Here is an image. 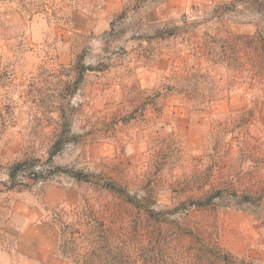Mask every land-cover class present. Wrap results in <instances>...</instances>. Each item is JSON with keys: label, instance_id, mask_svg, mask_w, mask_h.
Here are the masks:
<instances>
[{"label": "rangeland", "instance_id": "obj_1", "mask_svg": "<svg viewBox=\"0 0 264 264\" xmlns=\"http://www.w3.org/2000/svg\"><path fill=\"white\" fill-rule=\"evenodd\" d=\"M217 3L0 0V250L18 264H40L36 258L57 250L53 210L74 207L87 193L58 168L108 172L132 186L154 180L157 210L228 183L242 197L246 188L261 193L264 84L198 57L183 35L172 36L185 17L197 39L207 30L217 38L256 31L259 16L201 25ZM198 69L208 77L199 87H217L218 100L203 105L172 91L175 77ZM65 125L71 132L51 160ZM28 159H40L48 179L20 173L24 185L9 189L10 168ZM182 187L179 197L173 190ZM233 194L225 189L214 200L210 219L227 251L264 264V196Z\"/></svg>", "mask_w": 264, "mask_h": 264}, {"label": "trees", "instance_id": "obj_2", "mask_svg": "<svg viewBox=\"0 0 264 264\" xmlns=\"http://www.w3.org/2000/svg\"><path fill=\"white\" fill-rule=\"evenodd\" d=\"M215 1L218 3L210 13H204L201 25L259 16L256 31L228 32L217 38L207 30L197 39L187 31L190 24L185 17L183 25L175 27L172 36L183 35L198 57L226 65L240 78L264 84V0ZM207 78L201 69L185 71L184 75L173 79L172 91L184 95L190 102L212 103L219 99L221 91L217 87L200 88L199 83L207 82ZM183 81L189 85L179 89ZM64 127L68 134L53 143L51 160L63 150L71 132L67 125ZM41 162L40 159H28L14 164L10 168L9 189L24 185L17 181L20 173L35 181H46L48 169H37ZM57 172L87 186V193L77 205L71 208L58 206L52 213L51 223L57 225L60 232L57 254L68 264H255L223 247L216 219L210 218L217 209L214 200L221 199L225 189H231L236 200H251L253 195L262 199L264 189L261 193H253L246 188L242 190V197L233 183H228L229 187L215 186L211 192L199 189L203 192L200 198H190L185 203L180 201L174 209L157 210L161 188L154 180L132 186L124 182L123 177H112L108 172L92 173L71 168H58ZM186 187L173 191L182 197L187 193ZM177 216L182 218L178 220Z\"/></svg>", "mask_w": 264, "mask_h": 264}, {"label": "crops", "instance_id": "obj_3", "mask_svg": "<svg viewBox=\"0 0 264 264\" xmlns=\"http://www.w3.org/2000/svg\"><path fill=\"white\" fill-rule=\"evenodd\" d=\"M13 224L15 228L16 224L14 222ZM10 232L13 231L11 230ZM14 232L19 235V239L20 237L22 238L24 233H21L19 229H16ZM36 261H38L40 264H68V261L58 256L57 250L48 252V255H46L45 257L43 256L36 258ZM0 264H18V262L12 258V255L10 253L0 250Z\"/></svg>", "mask_w": 264, "mask_h": 264}]
</instances>
